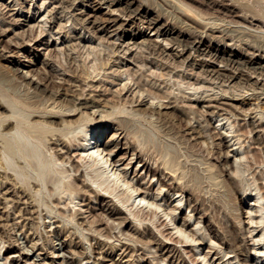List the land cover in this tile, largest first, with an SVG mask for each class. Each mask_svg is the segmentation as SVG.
I'll return each mask as SVG.
<instances>
[{"label": "rangeland", "instance_id": "obj_1", "mask_svg": "<svg viewBox=\"0 0 264 264\" xmlns=\"http://www.w3.org/2000/svg\"><path fill=\"white\" fill-rule=\"evenodd\" d=\"M176 1L178 0H121L112 4L111 0H0V97H2L0 99L6 100L14 97L16 102L21 101L24 106L15 102L18 104L17 109L20 114L28 113L29 107L25 108V104L28 106L43 103L47 98L52 99L56 96L62 100V103L65 102L68 105L69 102L72 104L85 101V99L88 102L97 100L95 104L94 102L89 103L94 105L88 108L91 119L83 117L77 120L73 127L64 130L69 131L67 136L69 135L70 138L78 139L74 141L75 144L82 142L81 136L85 135L88 139H92L101 130L100 143L106 142L116 131L123 132L119 144V149L121 147L122 149L115 150L117 148L112 147L114 150L112 160L116 161L125 157L119 163V165L122 164L119 170L126 167L129 180L135 177V172L138 173L132 180L136 186L140 187L136 179H139V182L144 181L147 186L153 184L154 196L157 195L156 188L162 187L163 191L158 199L162 208L168 207L163 199L169 188L166 182L172 180H167L170 176L161 171L160 163L177 159L178 162L172 163L176 164L175 168L181 173L178 174L184 183H181L178 191L170 192L174 193L172 198H169L170 202H173L167 210L177 208L175 209L176 214L173 215V218L177 216L175 224L174 221H170L172 215L167 218V215H163L161 208L159 210L161 218L159 222L157 220L158 228L149 219L145 220L143 225H139L130 213L140 212L142 215L139 208L142 205L144 207L148 205L146 203L148 199L138 204L139 196L135 205L132 206L137 196L136 192L134 197L127 201L124 190H122L127 184L118 187L111 179L106 180L98 164L97 168L92 161L80 160L77 145L72 148L71 154H65L66 149L61 142L58 145L51 143L53 139H50V133L46 136L40 130L26 126L22 127L20 135L15 134L14 138V129L5 130V133H9L10 136L0 137V149L4 146V141L10 146L13 141L19 144L14 145L18 148L11 146V152L6 151L4 157L0 155V160H2L0 161L2 164H0V264H28L30 261L31 264H69V262L70 264H114V261L116 264H208L209 262L213 264H264V131L262 133L258 132V129L253 130L254 125L252 124L254 121L257 122L261 114H264V73H261L264 70L261 67L264 61L259 58L250 59L247 53L253 49L246 44V40L249 39L251 43L253 42L252 44L257 41L259 46H264V39L258 36L253 37L255 34L261 35L260 33H251L248 29L242 28L248 23L242 21L240 17H228L227 19L232 20V25H234V29L226 31L234 42L230 41L231 47H221L222 42L217 41L215 44L211 43L212 54L200 50L198 53L204 55L196 56L198 53L191 50L190 41L192 39L188 35L181 37L182 42L173 38L170 44H166L167 41L164 39L171 36L160 34L158 27L167 22L181 24L182 18L176 12L174 3ZM179 1L200 10L207 16L216 15L214 10H209L203 3L211 0ZM213 1L228 4L227 6L233 7L238 14H242V11L249 8L245 6L246 3L248 5V2H245L247 0L244 4L241 2L243 0ZM250 5L255 6V3ZM140 6L143 10L137 15L136 11ZM148 8L151 10L148 19L161 15L159 25L147 28L145 14ZM113 17H117V25L100 30L104 28L107 19ZM87 21L91 22L87 24ZM96 21L98 23L94 24ZM239 24L242 26L240 29ZM87 25L91 27L90 31L85 29ZM142 28L145 35L132 39L133 33H138ZM252 29L261 30V28ZM41 30L44 31L42 34H40ZM240 42L241 45H239ZM216 48L222 49L217 58L213 56ZM182 49L183 53H179ZM191 51L192 54H190ZM230 52L236 54L235 59L239 60V63L226 62L230 57ZM195 57L196 60H194ZM200 58L218 66L217 68L221 69L224 75L205 72L202 67L195 64L200 62ZM24 63L25 65L32 64L31 68L24 69ZM253 66L258 68L256 73L253 72V68H246ZM17 68L20 70H16ZM28 68L33 69L32 74L35 75L23 80V73ZM96 68L99 71H95ZM87 70L91 73L89 77ZM98 73H100L99 76ZM120 73L122 76L119 75ZM234 73L249 75L247 82L240 81V79H227V76ZM34 80H42V84L37 86L36 83L33 84ZM28 81H31L29 85L34 89L33 93H29L23 84L29 83ZM77 89L79 91H76ZM57 90H60L59 94ZM76 95L81 97V100H76L78 98ZM13 99L10 98L8 101L12 102ZM140 101L143 104L147 103L141 107ZM149 102L157 106L168 104L167 107L170 108L162 106L159 110L165 113L154 114L151 118L152 109L149 108ZM175 104H178L185 114L175 110L176 108H171ZM113 106L116 107L117 112L123 108L129 110L132 106L141 107L144 112L147 111V114L129 116L127 113L115 112L117 116L114 113L111 115L113 118L109 116L108 119H100V116L92 115L93 111L102 114L111 113ZM3 110H1L3 114H9L6 109ZM191 117L193 118L192 126L188 124ZM54 126H60L62 129L58 122ZM24 132H27L26 134L30 137H26ZM16 136L19 137L18 140ZM54 137L57 138V135ZM30 138L34 142L29 140ZM25 139L29 142L24 143ZM41 139L43 143L39 142ZM126 145L131 146L132 149H125ZM16 149L21 151H16ZM38 149L40 153L42 152L41 155L37 153ZM24 150H26L25 153ZM22 151L24 155L19 153ZM27 152H32V154ZM106 152L109 150L104 153ZM133 153H135V158L128 165ZM13 154L18 156L14 157ZM37 156L44 158L41 161ZM2 158L7 162L11 158L13 166L7 167ZM35 158L43 164L36 163ZM54 159L59 163L54 164ZM62 159H64L63 163ZM32 160L37 167L31 163ZM145 160L150 161L152 171L148 172L141 166ZM12 163L7 164L12 165ZM61 164H63L62 167ZM40 165L42 167H39ZM56 167L59 170L55 169ZM43 169L46 173H43ZM13 170L16 172H12ZM41 173L44 176L47 174L49 178L45 176L46 178L43 179ZM17 176L20 180H16L19 179ZM60 180L63 181L60 182ZM53 181L60 183L61 187ZM120 181L122 179L118 183H124ZM108 189L113 193H109ZM96 192L100 195L96 196ZM179 199H182L181 208L176 207ZM150 200L152 201L151 197ZM120 201H126V203L122 204ZM113 208H119L116 215L110 214ZM148 209L146 208L144 212ZM190 214H193V218L188 222L187 232H191V236L193 235L197 240L201 239V243L193 240L178 242L180 239L175 227L183 226V223H186V217ZM148 224L151 231L143 232ZM57 225L61 228L56 229V227L59 228ZM158 229L172 240L169 241L161 236ZM154 236L157 237L156 243L152 242ZM204 237L205 240L207 239L205 242L202 241ZM158 238L163 239L164 245L167 244L165 249L162 250L164 245L159 246ZM64 239L68 244L71 243L69 248L72 252L66 253L73 256L72 262L63 261V258L59 256L61 254L59 249ZM210 239L217 244L218 250L223 248L220 250L224 251L218 252L210 248ZM133 240L136 241V246ZM75 243L77 244L74 245ZM124 243L135 246V249L129 248L122 255L124 248L121 246ZM88 247L92 251L90 258L86 257ZM168 247L171 252H168ZM174 247L180 250L170 260L169 256L173 254ZM113 250L115 253L111 255H114L115 260H109L111 257L107 260L104 257L106 251L110 253ZM208 250L211 253L205 258L206 263H204L202 259ZM24 251H30L31 255L26 256ZM192 259L194 262L191 261Z\"/></svg>", "mask_w": 264, "mask_h": 264}, {"label": "bare ground", "instance_id": "obj_2", "mask_svg": "<svg viewBox=\"0 0 264 264\" xmlns=\"http://www.w3.org/2000/svg\"><path fill=\"white\" fill-rule=\"evenodd\" d=\"M106 1H109V0H106ZM112 1V4L113 3H115V2H118V1H121V0H111ZM195 1H199V0H195ZM244 1L245 0H243V1H241L243 4H244ZM251 1H253V2H251ZM251 1H249V0H247V1H245V2H248V5H246L245 4V6H247V7H249V8H246V7H244V8H246V10H244V11H242V14H238V11H236V10H234V8L232 7H229V6H227L228 4H225V3H220V2H217V1H213V0H211V1H204L203 2V0L201 1V2H203L204 4H205V6H207V8L209 9V10H214L215 11V13L214 14H216V15H214V16H207L205 13H203V12H201L200 10H197V9H194L192 6H190V5H188V4H186V3H184V2H181V1H176V2H174L175 4H176V12L178 13V15L182 18L181 20V24H177V23H175V22H173V23H169V22H165L166 24L165 25H163V26H160V27H158V30H160V34H165V35H170L171 37L169 38H167V39H164V40H166L167 41V43L166 44H170L171 43V41H173V38H176V39H178V41H181L182 39H181V37H183V35H188L192 40L190 41L191 42V46H190V48H191V50H194L195 52H199L200 50H203V52H205V51H207V52H210V54H212L211 53V43H213V44H215L217 41L219 42H222V45H221V47H224V46H230L231 45V43H230V41H232L233 42V39L230 37L231 35H228L227 34V32L226 31H230L231 29H234V25H232V23H233V21L232 20H229V19H227L228 17H240L241 19H242V21L244 20V22H246V23H248V24H246V26L244 27H242L241 26V24H239L240 26H239V29H240V27H242V28H246V29H248L249 30V32H251V33H253V32H255V33H260L261 35H259V34H253L254 36L253 37H255V36H258L259 38H261V39H264V0H251ZM167 2V1H166ZM171 2V1H170ZM169 2V3H170ZM251 3H255V6L254 5H250ZM171 4H172V2H171ZM241 5V4H240ZM250 5V6H249ZM172 6V5H171ZM242 7V6H241ZM240 7V8H241ZM151 8V7H150ZM150 8H148V9H146V14H145V17L147 18L146 20V23H148V26H147V28H151V27H155V26H157V24L159 23V21H160V19H161V15L160 16H157L156 18H152V19H148V14L151 12V10H150ZM243 8V9H244ZM170 9V8H169ZM239 9V8H238ZM143 9H142V7L140 6V8H138V10L136 11V13H137V15L138 14H140L141 13V11H142ZM174 10H175V8H174ZM242 10V9H241ZM173 11V10H172ZM175 12V11H174ZM213 12V11H212ZM240 12V11H239ZM163 15V14H162ZM176 15V14H175ZM91 16V15H90ZM164 16V15H163ZM93 17H95V15H93ZM53 18V17H52ZM180 19V18H179ZM178 19V20H179ZM144 21V20H143ZM175 21V20H174ZM85 22V21H84ZM88 22H91V21H87V24H88ZM117 22H118V20H117V17L115 18V17H113V18H109V19H107V21L105 22L106 24H105V26H104V28H102V29H100V30H105V29H108V28H110V27H113V26H115V25H117ZM241 22V21H240ZM1 23V22H0ZM95 23H98V21H96V22H94V24ZM143 24V23H142ZM159 25V24H158ZM243 25V24H242ZM248 25V26H247ZM236 26H237V24H236ZM107 27V28H106ZM238 27V26H237ZM63 28V27H62ZM61 28V29H62ZM252 28H258V29H260L261 28V30H259V31H257V30H255V29H252ZM85 29L86 30H88V31H90L91 30V27L89 26V25H87V27H85ZM3 31V30H2ZM163 31V32H162ZM4 32V31H3ZM2 32V33H3ZM44 31L43 30H41V33L40 34H42ZM51 32V31H50ZM243 32V31H242ZM52 33V32H51ZM58 33V32H57ZM241 33V32H240ZM244 33V32H243ZM115 35H117V33L115 34ZM145 35V31L143 30V28L142 29H139V32L138 33H133V36H132V39H136L137 37H142V36H144ZM173 35H174V37H173ZM246 35H247V33H246ZM248 35H251V34H248ZM53 37V36H52ZM77 37V36H76ZM118 38H120V37H118ZM234 38V37H233ZM247 38V37H246ZM249 38H251L250 36H249ZM256 38V37H255ZM243 39V38H242ZM81 40V39H80ZM237 40V39H236ZM157 40H155V42H156ZM235 41V40H234ZM244 41V40H243ZM249 41V39H247L246 40V44H247V46H249V47H252V49H253V51H250V53L248 52L247 53V55H248V57L250 58V59H257V58H259V59H262L263 61H264V46H259L256 42L257 41H254L255 43L254 44H252L250 41ZM165 42V41H164ZM182 42V41H181ZM207 42V43H206ZM209 42V43H208ZM260 42H262V41H260ZM264 42V41H263ZM234 43V42H233ZM237 43V42H236ZM235 43V44H236ZM245 44V43H244ZM255 44H257V45H255ZM156 45V44H155ZM161 45V44H160ZM163 45V44H162ZM239 45H241V42L239 43ZM72 46V45H71ZM77 46H78V44H77ZM151 46V45H150ZM206 46V47H205ZM219 46V45H218ZM90 47H91V45H90ZM157 47V46H156ZM165 48H167L166 46H164ZM205 47V48H204ZM213 47V46H212ZM231 47V46H230ZM69 48V47H68ZM129 48V47H128ZM159 48H160V46H159ZM214 48H215V46H214ZM60 49H62V48H60ZM97 48H95V50H96ZM238 49V48H237ZM116 50V49H115ZM216 50V52L213 54V56H216V58L217 57H219V53L222 51V49L221 48H216L215 49ZM239 50V49H238ZM63 51V50H62ZM244 51V50H243ZM61 52V51H60ZM65 52V51H64ZM98 52V51H97ZM150 52V51H149ZM206 52V53H207ZM63 53V52H62ZM66 53V52H65ZM179 53H183V49H182V52H180L179 51ZM88 54H90L89 52H88ZM95 54V53H94ZM99 54V53H98ZM190 54H192V51L190 52ZM204 55L203 53H198L196 56H198V55ZM67 55V54H66ZM69 55V54H68ZM67 55V56H68ZM62 56V55H61ZM67 56H66V58H67ZM96 56H97V54H96ZM99 56H100V54H99ZM109 56H111V55H109ZM149 56V55H148ZM235 56H236V54L235 53H231L230 52V57L229 58H227V60H226V62L228 61H230V63H239V60H236L235 59ZM63 58V57H62ZM98 58V57H97ZM192 59H193V57H191ZM30 59V58H29ZM64 59V58H63ZM101 59V58H100ZM98 60V59H97ZM194 60H196V57H195V59ZM199 61L200 62H198V63H195L196 65H199V67H202L203 68V70L205 71V72H208V73H213V75L214 74H219V75H224V72L221 70V69H219V68H217L218 66H216V65H213V64H211L210 62H207L205 59H199ZM74 62H75V60H74ZM227 62V63H228ZM60 63H63V62H60ZM72 63V62H71ZM229 63V64H230ZM104 64H106V63H104ZM66 65V64H65ZM102 65V64H101ZM107 65V64H106ZM31 66H32V64H30V65H25V63L23 64V68L25 69L26 67H30L31 68ZM79 66V65H78ZM98 66H100V65H98ZM235 66V65H234ZM70 67V66H69ZM84 67V66H83ZM103 67V66H102ZM263 69H264V65H262L261 66ZM88 68V67H87ZM101 68V67H100ZM246 68H253L254 70H253V72H255L256 73V70L258 69H256V67L255 66H253V67H246ZM103 69V68H102ZM240 69V68H239ZM10 70H12V69H10ZM16 70H20L19 68H17ZM33 69H29L28 68V70L25 72V73H23L24 74V79L23 80H25L26 78H32V76H34L35 74L33 73L32 74V71ZM78 70V69H77ZM82 70V69H81ZM86 70V69H85ZM99 71L97 68L95 69V71ZM102 71V70H101ZM100 71V72H101ZM104 71V70H103ZM106 71V70H105ZM117 71V70H116ZM17 72V71H16ZM22 72H24L23 70H22ZM51 72V71H50ZM94 72V71H93ZM115 72V71H114ZM29 73H30V75H29ZM56 73V72H55ZM60 73V72H59ZM83 73V72H82ZM81 73V74H82ZM95 73V72H94ZM262 74L264 73V70L261 72ZM79 74V73H78ZM99 74L100 73H98L97 75L99 76ZM228 74V73H227ZM30 77H29V76ZM38 75V74H37ZM51 75V74H50ZM85 75V74H84ZM87 75H88V77L89 76H91V73L87 70ZM97 75H96V77H97ZM120 76H122V74L120 73L119 74ZM56 76H58V75H56ZM60 76V75H59ZM79 76V75H78ZM117 76V75H116ZM248 76L249 75H245V74H242V73H234L233 75H230V76H227L228 78L227 79H240V81H243V82H247V80H248ZM76 77V76H75ZM39 78V77H38ZM37 78V79H38ZM60 78H62V76L60 77ZM95 78V77H94ZM15 79V78H14ZM29 80V79H28ZM55 80V79H54ZM257 80H259V79H257ZM22 81V80H21ZM227 81V80H226ZM29 82V81H28ZM31 82V81H30ZM30 82L29 83H27V82H25V83H23L24 85H25V88L27 89V91L29 92V93H33L34 92V89H32V87L29 85L30 84ZM257 82V81H256ZM34 83H36V85L38 86L39 84H42V80H34V82H33V84ZM79 84V83H78ZM35 85V86H36ZM127 84H125V86H126ZM37 86H36V88H37ZM78 86V85H77ZM71 88V87H70ZM76 88V87H75ZM250 88V87H249ZM67 89V88H66ZM83 89V88H82ZM131 89V88H130ZM141 89V88H140ZM255 89V88H254ZM23 90V89H22ZM146 90V89H145ZM252 90V89H251ZM58 91L60 92V90H57V93H58ZM76 91H79L78 89L76 90ZM246 91V90H245ZM139 92V91H138ZM154 92V91H153ZM174 92V91H173ZM4 93V92H3ZM43 93V92H42ZM56 92H55V95L57 94ZM78 93H80V92H78ZM77 93V94H78ZM175 93V92H174ZM6 94V93H5ZM49 94V93H48ZM52 94V93H51ZM59 94V93H58ZM139 94V93H138ZM141 94V93H140ZM143 94H144V92H143ZM2 95V94H1ZM25 95V94H24ZM82 95H83V93H82ZM161 95H163V94H161ZM195 95V94H194ZM19 96V95H18ZM49 96V95H48ZM52 96V95H51ZM74 96V95H73ZM77 96V95H76ZM159 96V98H162L160 95H158ZM158 96H156V98L158 97ZM164 96H166V95H164ZM163 96V97H164ZM203 96V95H202ZM216 96V95H215ZM6 97V96H5ZM33 97V96H32ZM65 97H66V95H65ZM75 97V96H74ZM78 97V96H77ZM85 97V96H84ZM169 97V96H168ZM177 97V96H176ZM261 97V96H260ZM0 98H2V97H0ZM8 98V97H7ZM11 99H13L14 97H10ZM9 98V99H10ZM27 98V97H26ZM30 98H31V96H30ZM159 98H157V99H159ZM165 98V97H164ZM9 99H0V137L1 138H6V136L7 135H9L10 136V134L9 133H5V130L7 131L8 129H10V130H12V129H14L13 131H14V133H13V137H14V135L15 134H19L20 135V131H21V129H22V127H26V126H28L29 128H35V129H37V130H40V132H42V133H44V134H46V136H47V134L48 133H50L51 134V138L50 139H53L52 140V144H57L58 145V143L59 142H61V145H64L63 147L66 149V152H65V154L66 153H68V154H71L72 152V148H74L76 145H77V150H79V153H78V155L80 156L79 158H81L80 160H88V161H92L93 163H94V165H99L101 168H102V175L104 174V176H106L105 178H106V180L107 179H111L118 187H123V185H126L127 184V186L125 187V189H123L122 188V190H124L123 192H124V194H125V196L127 197V201H129V200H131L133 197H134V193L136 192V199L134 200V202H132L133 204H131L132 206L133 205H135L134 203H136V201H137V199H138V197L140 196V199H139V203L138 204H140L141 203V201H145V200H147L148 199V201L146 202V203H148V205H146L145 207H144V205H142L139 209V211H142V215H140V212H131L130 214H132V216H133V218H134V220L135 221H138L137 223L139 224V225H143V222L145 221V220H147V219H149L150 220V222L156 227V228H158V225H157V223L159 222V219L161 218V215H160V209L162 208V204L161 203H159L158 202V199H159V195L162 193V191H163V188L162 187H159V188H156V192H157V195L156 196H154V193H153V184L152 185H145L146 183L143 181V182H139V179H136V182H138L139 184H140V187L139 186H136L135 185V183H132V180H134L135 179V177L138 175V173H136L135 172V177H133L132 178V180H129V173H128V170H127V168L126 167H124V169H122V170H119L120 168L119 167H121V165H119V163L122 161V160H124L125 159V157H121L120 159H118V160H116V161H114V160H112V155H113V152H114V150H113V148L114 147H116L117 149H115V150H121L122 149V147L119 149V144H120V136L122 135V133L123 132H120V133H118V131H116L115 133H113V136L110 138V139H108L106 142H104V143H100V141H99V136H100V133H101V131H99L98 133H97V135H96V137H92V139H88L85 135H83V136H81L80 137V139L82 140V142H77L78 144H75V140H78L77 138L74 140V139H72V138H70L69 137V135L67 136V134H68V130L67 131H64L65 129H70L71 127H73V125H74V123L75 122H77V120H79V119H81V118H83V117H86V118H92V117H90V113L88 112L89 111V106H93L94 107V105H92V104H89L90 102H94V104H95V102H97V100L96 101H92L91 99V101L90 102H88V100H86L85 98H83V99H85V101H80V102H74V103H70L69 102V105L68 104H66L65 102L64 103H62V100H60V99H58V96H56L55 98H52V99H50V98H47L45 101H43V103H36V104H29L28 106H27V104H25L26 105V107L25 108H27V107H29V110H28V113L27 114H25V113H18L19 111V109H17V107H18V104H16V103H19V105H22V106H24V104L23 103H21V101H19L18 100V102H16V100H14L13 99V101L12 102H10V101H8ZM77 99H80L81 100V97L79 98H76V100ZM22 100V99H21ZM63 100H65V98H63ZM94 100V99H93ZM143 101V100H142ZM142 101H140V106L141 105H146V103H144L143 104V102ZM16 102V103H15ZM161 102V101H160ZM153 103V102H152ZM173 103H175V101L173 102ZM181 103V102H180ZM149 104H150V102H149ZM156 104V103H155ZM212 104V103H211ZM162 106H164L163 108H170V107H167L168 106V104L167 105H164V104H160V106H157V105H153V104H150V106H149V108H151L152 110L150 111V114H151V116H150V114H148L151 118L153 117V115L154 114H164L165 112H162L161 110H159V109H161L162 108ZM188 106V105H187ZM217 106V105H216ZM222 106V105H221ZM109 107V106H108ZM130 107V106H129ZM142 107V106H141ZM141 107H134V106H132L129 110H127V109H125V108H123L121 111H115L116 110V107L115 106H113L112 107V111H111V113H108V114H102V113H100L99 111V113H97V111H93V114L92 115H96V116H100V119H108L109 118V116H111L112 114H114L115 112H117V113H127V115H129V116H141V115H146L147 114V111H143V109L141 108ZM219 107V106H218ZM19 108V107H18ZM171 108H176L175 110H178V111H180V112H182L183 114H185V111H183V109H181V107H179V105L178 104H175L174 106H172ZM184 108V107H183ZM2 109H6L8 112L7 113H9L8 115L6 114H3V112L1 111ZM93 109V108H92ZM109 109V108H108ZM117 109H118V107H117ZM3 110V111H4ZM27 110V109H26ZM119 110H120V108H119ZM149 110V109H148ZM10 111V112H9ZM220 111V110H219ZM6 112V111H5ZM21 112V111H20ZM25 112V111H24ZM172 112H174V111H172ZM187 112V111H186ZM105 113V112H104ZM117 113H115V115L117 114ZM260 113H262V111L260 112ZM182 115V114H181ZM233 115V114H232ZM247 115V114H246ZM259 115V114H258ZM264 114H261L260 116H259V118H258V120H257V122H252V124L254 125V129L253 130H257L258 129V132L260 131V132H262L263 133V131H264V125H263V122H264V116H263ZM117 116V115H116ZM148 116V117H149ZM112 117V116H111ZM184 117H185V115H184ZM193 117V116H192ZM190 118V121L188 122V124L190 125L191 124V126L193 125L191 122H193L192 121V119L193 118ZM113 118V117H112ZM128 118H130V117H128ZM245 118V117H244ZM85 119V118H84ZM149 119V118H148ZM253 119V118H252ZM134 120V119H133ZM229 120V119H228ZM56 122H58L62 127V129H60V126H58V127H56V126H54V124L56 123ZM80 122H82V121H80ZM114 122V121H113ZM116 122V121H115ZM120 122V121H119ZM14 123V124H13ZM12 124L14 125V126H12ZM79 124V123H78ZM155 124V123H154ZM187 124V125H188ZM77 125V124H76ZM156 126V125H155ZM75 127V126H74ZM121 128V127H120ZM125 128V127H124ZM194 129V128H193ZM28 130V129H27ZM30 130V129H29ZM32 130V129H31ZM123 130V129H122ZM4 131V132H3ZM12 131V132H13ZM9 132V131H8ZM28 132V131H27ZM27 132H24L25 134L27 133ZM37 132H39V131H37ZM75 132H77V131H75ZM79 132V131H78ZM198 132V131H197ZM5 133V134H4ZM174 133V132H173ZM36 134V133H35ZM24 135V134H23ZM27 136L26 137H30V135L29 134H26ZM54 135H57V138H55V140H54V138H53V136ZM125 135V134H124ZM124 135L122 136V137H124ZM193 135V134H192ZM202 135V134H201ZM219 135V134H218ZM240 135V134H239ZM261 135H263V134H261ZM260 135V138L262 137ZM8 136V137H9ZM95 136V135H94ZM127 136V135H126ZM12 137V139H14ZM25 137V136H24ZM25 137V138H26ZM28 137V138H29ZM33 137V136H32ZM66 137H68V138H66ZM167 137H170V136H167ZM192 137V136H191ZM241 137V136H240ZM19 139V137H17L16 136V139ZM98 138V139H97ZM17 139V140H18ZM23 139V138H22ZM27 139V138H26ZM26 139H25V141H24V143H28L29 142V140H31V138L28 140V141H26ZM46 139V138H45ZM124 139H125V137H124ZM186 139V138H185ZM184 139V140H185ZM241 139V138H240ZM256 139V138H255ZM37 140V139H36ZM93 140H95L94 141V144L93 145H91L92 143H93ZM197 140V139H196ZM22 141V140H21ZM21 141H20V143H21ZM31 141H33V139L31 140ZM38 141V140H37ZM36 141V142H37ZM42 141V139L39 141V142H41ZM45 141V140H44ZM188 141V140H187ZM2 142V141H1ZM17 142H19V141H17ZM23 142V141H22ZM34 142V141H33ZM38 142V143H39ZM47 142V141H46ZM4 143V146H2V148L0 149V155H2L3 157L5 156V152L6 151H9V152H11V146H13V147H17V146H14L15 145V143L16 142H14L13 141V145L11 144V146H10V144L8 143V142H6L5 143V141L3 142ZM11 143V142H10ZM24 143H22V145L24 144ZM32 143V142H31ZM41 143H43V142H41ZM190 143V142H189ZM195 143V142H194ZM199 143V142H198ZM19 144V143H18ZM17 143H16V145H18ZM40 144V143H39ZM45 144V143H44ZM186 144V143H185ZM27 145V144H26ZM32 145H33V143H32ZM41 145V144H40ZM183 145V144H182ZM36 146H37V144H36ZM103 146V148H101ZM124 146V145H123ZM20 147V146H19ZM24 147H25V145H24ZM31 147H33V146H31ZM38 147V146H37ZM36 147V148H37ZM113 147V148H112ZM126 147H127V145H126ZM125 147V149H132V147L131 146H129V147H127L126 148ZM240 147H242V146H240ZM18 148V147H17ZM21 148V147H20ZM19 148V149H20ZM26 148H28L27 146H26ZM39 148V147H38ZM54 148V147H53ZM56 148V147H55ZM189 148V147H188ZM19 149H16V151L17 150H19ZM25 149V148H24ZM63 149V148H62ZM175 149H177V148H175ZM32 150H33V148H32ZM36 150V149H35ZM34 150V151H35ZM108 151L109 150V152H106V153H104L105 151ZM169 150H171V149H169ZM13 151H15V150H12V152ZM16 151H15V153H16ZM19 151H21V150H19ZM25 151L26 150H24V153H25ZM27 151H28V149H27ZM34 151H32V152H34ZM61 151V150H60ZM8 152V153H9ZM32 152H30L31 154H32ZM36 152V151H35ZM39 152V149H38V151H37V153ZM50 152V151H49ZM59 152V151H58ZM73 152H75V150L73 151ZM145 152V151H144ZM172 152H173V150H172ZM20 154H23L24 155V153H23V151L22 152H19ZM27 153H29V152H27ZM29 153V154H30ZM40 153V152H39ZM42 153V152H41ZM41 153L39 154V155H41ZM47 153V152H46ZM229 153V152H228ZM34 154V153H33ZM44 154V153H43ZM42 154V155H43ZM55 154V153H54ZM64 154V156H66ZM74 154H76V153H74ZM104 154V155H103ZM250 154V153H249ZM6 155H7V153H6ZM15 154H13L12 156H14ZM36 155V154H35ZM61 155H63V154H61ZM77 155V156H78ZM133 155V157L131 158V160L129 161V163H128V165L129 164H131L132 162H133V160H134V158H135V153H133L132 154ZM10 156V155H9ZM16 156H18V155H16ZM16 156H14V157H16ZM30 156V155H29ZM44 156V155H43ZM54 156V155H53ZM63 156V157H64ZM137 156V155H136ZM181 156H183V155H181ZM251 156H252V154H251ZM24 158L26 157V156H23ZM27 157H28V155H27ZM37 157H40V156H37ZM55 157H56V155H55ZM70 157V156H69ZM72 157V156H71ZM141 157V156H140ZM163 157V156H162ZM248 157V156H247ZM254 157V156H253ZM0 158H1V156H0ZM6 158L8 159V157L6 156ZM13 158V157H12ZM29 158V157H28ZM34 158V157H33ZM44 157H40V160L42 161V159H43ZM173 158V157H172ZM176 157H174V159H175ZM3 159V158H2ZM47 159V157H46V155H45V160ZM49 159V158H48ZM56 159V158H55ZM55 159L53 160L54 162H55ZM58 157H57V161H58ZM65 159V158H64ZM64 159H62V163H63V160ZM67 159H68V157H67ZM169 159V158H168ZM179 159V158H178ZM4 160V162H6L5 164H6V166L8 167V166H13V164L14 163H12L13 161L11 160V158H10V162L8 161H6V159H3ZM35 162L37 163H39L40 162V160L39 161H37V159L35 158ZM49 160H51V159H49ZM86 160V161H87ZM1 162H2V160H0ZM33 161V160H32ZM48 161V160H47ZM47 161H44V162H47ZM53 162L54 164H57V163H59V162ZM87 161V162H88ZM157 161V160H156ZM35 162L33 161V162H31V163H34L35 164ZM149 162L150 161H147V160H145L144 162H143V164L141 165L146 171H148V172H150V171H152L153 169H152V167L150 166V164H149ZM157 162H159V161H157ZM161 162V161H160ZM172 162H178L177 161V159L175 160V161H173L172 160ZM171 161H162L160 164L162 165V170L161 171H163V172H165L166 174L168 173L169 174V179H167L168 181L169 180H172V181H169V182H166L168 185H169V188L166 190V192H165V195L166 196H164L165 198L163 199V200H165L166 202V204H168L167 206L169 207L171 204H172V202L173 201H171L170 202V200H169V198H172V195L174 194H172V193H170L171 191H178L179 190V188L181 187L180 185H182V184H184V183H182V177L179 175V174H181V173H179L178 172V169H176L175 168V165H174V163H172ZM7 163H12V165H10V164H7ZM17 163V162H16ZM79 163V162H78ZM1 164V163H0ZM5 164L3 165V166H5ZM39 164H43V163H39ZM38 164V165H39ZM127 164V163H126ZM2 165V164H1ZM37 164H35V166H36ZM46 165H48V163H46ZM50 165V164H49ZM52 165V164H51ZM60 165V164H59ZM62 165L63 164H61V167H62ZM71 165H72V163H71ZM75 165V164H74ZM98 165H97V168H98ZM137 165H139V164H137ZM256 165V164H255ZM15 166V165H14ZM33 166V165H32ZM45 166V165H44ZM43 166V167H44ZM159 166V165H158ZM1 167V166H0ZM20 167H22V166H20ZM25 167V166H24ZM37 167V166H36ZM39 167H42L41 165L39 166ZM38 167V168H39ZM47 167V166H46ZM50 167V166H49ZM137 167V166H136ZM159 167H161V166H159ZM3 168V167H2ZM10 169H12L11 167H9ZM14 168V167H13ZM48 168V167H47ZM51 168V167H50ZM63 168L65 169V167L63 166ZM74 168V167H73ZM252 168V167H251ZM1 169V168H0ZM15 170H17V168H14ZM37 169V168H36ZM35 169V170H36ZM49 169V168H48ZM55 169H58L59 170V168H55ZM60 169H62V168H60ZM75 169V168H74ZM159 169V168H158ZM180 169V168H179ZM259 169V168H258ZM44 170V169H43ZM68 170V169H67ZM72 170V169H71ZM181 170V169H180ZM207 170V169H206ZM247 170H249V169H247ZM4 171V170H3ZM8 171V170H7ZM21 171V170H20ZM23 171V170H22ZM29 171V170H28ZM40 172H41V170H39ZM49 171H51L50 169H49ZM69 171V170H68ZM118 171V172H117ZM181 171H183V170H181ZM262 171V170H261ZM12 172H16V171H12ZM43 172V171H42ZM52 172V171H51ZM142 172V171H141ZM250 172V171H249ZM256 172V171H255ZM27 173V172H26ZM43 173H46V171L44 170V172ZM179 173V174H178ZM8 174V173H7ZM42 174V173H41ZM51 174V173H50ZM54 174V173H53ZM162 174V173H161ZM173 174V175H172ZM255 174V173H254ZM9 175V174H8ZM19 175H21V173H19ZM29 175V174H28ZM33 175V174H32ZM43 175V174H42ZM47 175V174H46ZM45 175V176H46ZM163 175V174H162ZM16 176V175H15ZM22 176V175H21ZM31 176V175H30ZM44 175L42 176V178L44 179V177H45ZM51 176H52V178H53V175L51 174ZM113 176V177H112ZM172 176V177H171ZM9 177V176H8ZM18 177V176H17ZM46 177H48V176H46ZM45 177V178H46ZM140 177H141V175H140ZM254 177V176H253ZM256 177V176H255ZM10 178V177H9ZM19 178V177H18ZM30 178V177H29ZM49 178V177H48ZM56 178V177H55ZM67 178H69V177H67ZM142 178L143 179H145V177H144V175H142ZM163 178H165V176L163 175ZM162 178V179H163ZM1 179V178H0ZM22 179V178H21ZM58 179V178H57ZM62 179H63V177H62ZM87 179V178H86ZM120 179H122V181H120V182H124L123 184H120V183H118V181L120 180ZM156 179V178H155ZM187 179V178H186ZM255 179V178H254ZM16 180H20V178L19 179H16ZM23 180V179H22ZM32 179H30V181H31ZM42 180V179H41ZM51 180V179H50ZM93 180H95V179H93ZM27 181V180H26ZM44 181V180H43ZM46 181V180H45ZM63 180H60V182H62ZM256 181V180H255ZM14 182V181H13ZM51 182V181H50ZM72 182V181H71ZM257 182V181H256ZM17 183H19V182H17ZM22 183V182H21ZM26 183V182H25ZM53 183H57V184H59V187H61V185H60V183H58V182H54L53 181ZM69 183V182H68ZM73 183V182H72ZM96 183V182H95ZM132 183V185H129V184H131ZM182 183V184H181ZM38 184V183H37ZM62 184V183H61ZM70 184V183H69ZM26 185V184H25ZM28 185V184H27ZM72 185V184H71ZM82 185V184H81ZM87 185V184H86ZM53 186V185H52ZM142 186V187H141ZM27 187V186H26ZM55 187V186H54ZM58 187V188H59ZM65 187V186H64ZM73 187V186H72ZM75 187V186H74ZM83 187V186H82ZM86 187V186H85ZM25 188V187H24ZM38 188V187H37ZM100 188V187H99ZM184 188V187H183ZM189 188V187H188ZM51 189V188H50ZM49 189V190H50ZM53 189V188H52ZM54 189H56V188H54ZM113 189V188H112ZM56 190H58V189H56ZM109 190V189H108ZM108 190H106V191H108ZM110 191V190H109ZM32 192V191H31ZM34 192H36V191H34ZM56 192V191H55ZM119 192V191H118ZM259 192V191H258ZM56 193H59V191L58 192H56ZM109 193H113V191L111 190ZM117 193V192H116ZM55 194V193H54ZM123 193H122V195H124ZM176 194H177V192H176ZM258 194V193H257ZM33 195H36V194H33ZM96 196H99L100 195V193L99 192H96V194H95ZM52 196V195H51ZM120 196V195H119ZM176 196V195H175ZM62 197V196H61ZM150 197H151V199H152V201L150 200ZM115 198V197H114ZM119 198V197H118ZM125 198V197H124ZM117 199V198H116ZM120 200H122L121 199V197L119 198ZM177 199V198H176ZM175 199V200H176ZM23 200V199H22ZM174 200V201H175ZM7 201V200H6ZM122 201H124V200H122ZM122 201H120L122 204H125L126 203V201L125 202H122ZM182 201V199H179L178 200V204L176 205V207H178V208H181V206H180V202ZM39 202V201H38ZM117 202V201H116ZM120 202H118V203H120ZM47 203V202H46ZM8 204V203H7ZM191 204V203H190ZM189 204V205H190ZM9 205V204H8ZM44 205H45V203H44ZM49 205V204H48ZM59 205V204H58ZM132 206H130V207H132ZM152 206H155V207H152ZM38 207V206H37ZM48 207V206H47ZM73 206H71V208H72ZM111 207V206H110ZM162 208V213H163V215H167V218H168V216H170V215H172V217H171V219H170V221L171 222H173L174 221V224L176 223L175 221L177 220V216H174V218H173V215L174 214H176L175 213V209H177V208H175V209H173V208H170V210L168 211L167 209H169V208ZM191 207V206H190ZM126 208H128V206L126 207ZM125 208V209H126ZM146 208H149L148 209V211L147 212H144L145 211V209ZM194 208V207H193ZM190 210V209H189ZM194 210H195V208H194ZM118 211H119V208H113L111 211H110V214L111 215H116L117 213H118ZM150 211V212H149ZM22 212V211H21ZM48 212V211H47ZM71 212V211H70ZM77 211H75V213H76ZM188 212V211H187ZM39 213V212H38ZM72 213V212H71ZM80 213V212H79ZM73 214V213H72ZM251 214V213H250ZM39 215V214H38ZM74 215V214H73ZM162 215V216H163ZM76 216V215H75ZM253 216V215H252ZM60 217V216H59ZM74 217V216H73ZM78 217V216H77ZM166 218V217H165ZM166 218V219H167ZM192 218H193V214L191 215H189V217H186V223L184 222L183 223V226H176L175 227V230L177 229V233H178V237H179V239H180V241H178V242H188V241H191V240H193V241H197V242H200L201 243V239L200 240H197V238H194V236L192 235L191 236V232L189 233V232H187V228L186 227H188L189 226V223L188 222H190V220H192ZM250 219V218H249ZM27 220V219H26ZM133 220V219H132ZM157 220H158V222H157ZM251 220V219H250ZM63 222V221H62ZM252 222H254V220L252 219ZM256 222V221H255ZM64 223V222H63ZM162 223V222H161ZM160 224V223H159ZM166 224L168 225L169 223H168V221L166 222ZM253 224V223H252ZM257 224V223H256ZM52 225H54V224H52ZM71 225V224H70ZM58 227H59V225H57ZM153 226V227H154ZM61 227H59V228H57L56 227V229H60ZM63 228V227H62ZM196 228H198V227H196ZM83 229V228H82ZM115 229H117V228H115ZM146 230H148V233L151 231L150 230V227H149V224L148 225H146L145 227H144V230H143V232L145 231L146 232ZM159 231V234H161V236H163V237H166V235H165V233H163L160 229H158ZM174 230V229H173ZM193 230V229H192ZM201 229H199V231H200ZM263 230H264V228H263ZM70 231V230H69ZM72 231V230H71ZM156 231V230H155ZM165 231V230H164ZM197 232H198V230H196ZM202 231V230H201ZM64 232H65V230H64ZM68 232V231H67ZM94 232H96V231H94ZM120 232V231H119ZM158 232H156V233H158ZM251 232V231H250ZM76 233V232H75ZM193 233H194V231H193ZM264 233V232H263ZM61 234V233H60ZM64 234V233H63ZM98 234V233H97ZM146 234V233H145ZM197 234V233H196ZM101 235V234H100ZM151 235H153V234H151ZM173 235V234H172ZM66 236V235H65ZM160 236V237H161ZM264 236V235H263ZM162 237V238H163ZM190 237H192V239L190 238ZM207 237V236H206ZM264 238V237H263ZM139 239V238H138ZM155 239H156V241H155ZM166 239L168 240L169 239V241H170V239H171V237H166ZM203 239V238H202ZM35 240V239H34ZM74 240V239H73ZM76 240V239H75ZM117 240H120V239H117ZM128 240H131V239H128ZM158 244H159V246L161 247V246H163L164 244L163 243H165V242H163V239L161 240V239H159L158 238ZM172 240V239H171ZM207 240V239H206ZM205 240V237H204V240H202V241H206ZM261 240H263V239H261ZM147 241V240H146ZM133 242L135 243V246H136V241L135 240H133ZM141 242V241H140ZM149 242V241H148ZM151 242V241H150ZM152 242H157V237H155L154 236V238H153V240H152ZM172 242V241H171ZM210 242H211V244H210V248H213V249H215L216 251H218V252H222V251H224V250H220V249H223V248H219V250L217 249L218 247H216V245L217 244H215L214 242H213V240L212 239H210ZM78 243V242H77ZM77 243H75L74 245H76ZM142 243H147V242H142ZM254 244V243H253ZM35 246V245H34ZM71 246V243L70 244H68L67 243V240L66 239H64V241H63V243H62V246L60 247V253L61 254H59V256L60 257H62L63 258V261L65 260L66 262H69V260L71 261V259L73 258V256H71V255H69V254H67L66 252H68V253H71L72 252V250L70 251V247ZM115 246H117V245H115ZM125 246H126V248H125ZM135 246H132V245H125V243L124 244H122V246H121V248H124V251H123V253H122V255L125 253V251L126 250H128L129 248L130 249H132V247H133V249H135L134 247ZM147 246V245H146ZM167 247V244H165L164 246H163V248H162V250L163 249H165ZM221 247V246H220ZM23 248V247H22ZM34 248V247H33ZM117 248V247H116ZM120 248V249H121ZM138 249V248H137ZM143 249H146V248H143ZM213 249H211V250H213ZM147 251H148V249H146ZM179 250L180 249H177V248H173L172 249V251H174L173 252V254L172 255H170L169 256V259L171 260L173 257H174V254L178 251V253H179ZM31 251V250H30ZM30 251H24V252H26V256H29V255H31V253H30ZM101 251V250H100ZM149 251H152V250H149ZM170 250H169V247H168V252H169ZM1 252V251H0ZM91 250H90V248L88 247V249H87V251H86V257H91L90 255H91ZM171 252V251H170ZM112 253H115V251L113 250V252H110V253H108L107 251H106V254L104 255V257H106V259L108 260V257H111L109 260H111V261H113V260H115V258H114V255H111ZM211 253V251H209L208 250V252H207V254H206V256H204V258L202 259L203 261H204V263H206L205 262V258L209 255ZM244 253V252H243ZM226 255V254H225ZM80 256V255H79ZM140 256V255H139ZM154 256V255H153ZM181 256V255H180ZM82 257V256H81ZM85 258V257H84ZM82 259V258H81ZM247 259V258H246ZM183 260V259H182ZM189 260V259H188ZM196 260V259H195ZM244 260V259H243ZM165 261V260H164ZM191 261H193L194 262V260L192 259ZM207 261V260H206ZM208 261H209V259H208ZM7 262V261H6ZM72 262V261H71ZM159 262V261H158ZM248 262V261H247ZM63 263V262H62ZM79 263V262H78ZM222 263H224V262H222ZM28 264H31V261L28 263ZM69 264H70V262H69ZM114 264H116V261H114ZM164 264V263H163ZM208 264H213V263H211V262H209ZM228 264V263H227ZM231 264V263H230Z\"/></svg>", "mask_w": 264, "mask_h": 264}]
</instances>
